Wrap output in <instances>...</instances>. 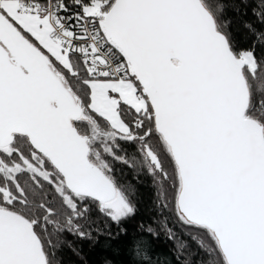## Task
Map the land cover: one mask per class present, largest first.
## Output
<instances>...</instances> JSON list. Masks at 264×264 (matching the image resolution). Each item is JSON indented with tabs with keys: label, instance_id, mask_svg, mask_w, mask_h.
Masks as SVG:
<instances>
[{
	"label": "snow or ice",
	"instance_id": "1",
	"mask_svg": "<svg viewBox=\"0 0 264 264\" xmlns=\"http://www.w3.org/2000/svg\"><path fill=\"white\" fill-rule=\"evenodd\" d=\"M226 7L0 0V264H57L50 228L91 239L95 217H134L113 161L151 178L203 264H264V27L241 45Z\"/></svg>",
	"mask_w": 264,
	"mask_h": 264
},
{
	"label": "trees",
	"instance_id": "2",
	"mask_svg": "<svg viewBox=\"0 0 264 264\" xmlns=\"http://www.w3.org/2000/svg\"><path fill=\"white\" fill-rule=\"evenodd\" d=\"M258 3L259 0H227L226 18L232 21L233 36L243 46H247L252 39L251 34L243 28V23L252 22L258 28L264 27L253 15V9ZM123 148L128 155L134 152L132 146L123 145ZM119 154L123 155L124 152ZM113 168L119 182L131 181L135 185V216L119 226L104 221L103 217H95L97 223L91 239H80L66 232L58 237L55 229L50 228L53 240L59 241L54 250L57 264H132L135 240L147 242L148 264H203L205 256L198 246L199 237L194 238L196 234L178 223L171 214L159 212L156 188L151 178L141 175L136 179L134 171L119 162L113 161ZM141 225H151L159 232V236L143 232ZM166 227L173 230L175 239L168 238Z\"/></svg>",
	"mask_w": 264,
	"mask_h": 264
}]
</instances>
